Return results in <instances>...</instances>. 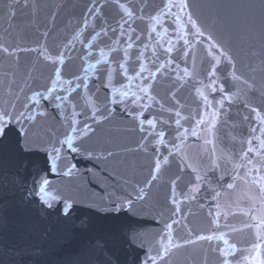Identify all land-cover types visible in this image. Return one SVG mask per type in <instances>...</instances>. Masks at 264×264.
<instances>
[{
    "label": "water",
    "instance_id": "obj_1",
    "mask_svg": "<svg viewBox=\"0 0 264 264\" xmlns=\"http://www.w3.org/2000/svg\"><path fill=\"white\" fill-rule=\"evenodd\" d=\"M10 2L11 0H0V45L7 47L9 53H12L0 50V109L8 107L10 103L17 104L19 108L26 96H30L33 90H41V86L46 84L55 66L39 55L40 51H45L49 56L65 51V62L61 71L66 79L73 73H81L82 68L87 66L82 65L78 57L89 44L97 59L116 56V52L104 47L110 41L90 38L91 19L88 27H84V19L92 0H28L27 7L24 6V0H20L19 5H14L11 10L8 7ZM125 2L126 6L132 7L139 0ZM152 2L159 3V0ZM189 4L190 11L202 25L206 36H213L235 62L233 69L227 61L222 60L218 70L225 89L234 95L231 106L227 102L225 104L222 120L226 123L217 126L219 139L216 141V148L217 158L222 153H231L233 160L238 163L235 157L240 152V141L248 138L252 124L251 120L245 121L243 117L252 115L250 107L264 109V0H189ZM104 12L109 16L114 14L110 7H105ZM69 41L74 44L71 53L65 50ZM207 43L204 40L203 45H196L193 53L197 71L206 70L208 67L206 53L203 51ZM100 47H104L103 57L99 56ZM20 49L37 51H19ZM89 63L96 66L95 60H90ZM191 63L190 60L189 65ZM233 72L248 80L252 88L245 86L242 80L234 79ZM88 74L92 76L94 73L90 69ZM200 79L203 77H197L193 81L195 88H199V93H196L192 86L179 88L174 86L173 80L158 78L153 94L162 98V102H171L170 91L176 90L177 99L185 109L194 110L197 108L199 96L209 95L211 99L209 89L199 84ZM219 98L220 94L216 93V99ZM88 100L89 104L95 100L102 107L103 92L98 99L89 96ZM246 104L250 107L246 108ZM167 106L168 103H165V107ZM188 114V111H182V115ZM185 126L190 127V124ZM93 127L95 132L79 141L81 148L86 151L82 150L79 155L62 152L57 172L46 174L50 182L48 191L52 195L78 201V211L74 213V217H85L95 215V207L106 204L111 198H122L130 193L135 195L139 188H145L147 196L144 201L137 203V212L121 213L115 221L122 231L139 233L143 241V247H119L115 253L119 264H134L148 254L155 255L154 245L173 211L169 199L172 194L171 181L177 176L182 178L177 183L176 194L179 199L181 191L186 189L189 181L194 180V174L190 170H180L182 163H191L198 167L207 174L211 184L202 186L198 201L180 204L185 217L182 223H186L187 228L174 226V240L183 243L185 239L194 240L196 234H208L212 228L208 216L211 201L203 188L217 187L215 181L222 174L220 169L211 168L212 145H205L203 138L196 140L191 136L183 144L175 141L180 144V151L167 161L161 159V170L157 179L146 187L147 181L151 179L155 159L158 155H167V150L162 149L161 153H155L152 143L142 140L136 121L119 107L108 120L99 125L94 124ZM64 132L65 125L51 106L47 108L46 115L38 116L29 127L31 139L37 145L46 147L58 139H63ZM167 139L171 140V137ZM88 152L92 153L91 158L88 157ZM108 152L113 155L108 157ZM43 158L42 151L23 158L7 150L0 152V264H101L100 253L93 249L90 238L74 230L73 223L78 224V221L62 222L54 214L48 216L40 211L38 205L29 206L22 200L23 188L20 186L18 174L27 175L30 185L29 173L34 171L29 168L26 172L22 162L42 161ZM218 162L223 164L222 159ZM73 164L76 166L73 173L64 175ZM228 167L231 173V165ZM220 205L218 210L222 213H234L227 221L221 216L219 231L226 233L230 243L237 245L239 251L235 259L240 264H251L252 257L256 255L255 252H250L254 241L261 244V259H264V242L256 240L254 228L244 227L246 223H252V215L264 214L258 186L251 183V178L248 183L237 181L234 190H228L220 199ZM244 211H248L249 215H244ZM225 223L237 231L225 228ZM216 243L214 241L212 246L215 247ZM107 256L105 253V257ZM157 264L220 262L218 254L210 250L208 242L197 241L172 249Z\"/></svg>",
    "mask_w": 264,
    "mask_h": 264
},
{
    "label": "snow or ice",
    "instance_id": "obj_2",
    "mask_svg": "<svg viewBox=\"0 0 264 264\" xmlns=\"http://www.w3.org/2000/svg\"><path fill=\"white\" fill-rule=\"evenodd\" d=\"M19 3L20 0H11L8 7L11 10ZM24 6H28V0H24ZM105 7H110L114 14L107 15L104 12ZM12 15L15 13L12 12ZM89 19L92 20L90 38L92 40L104 38L110 41L111 43L105 44L104 47L116 52V56L110 59H97L89 44L78 57L82 65L87 66L82 68L81 73H73L66 79L61 71L65 62V51H60L56 56H49L45 51H40L39 55L55 66L46 84L41 86V90H33L30 96H26L19 108L17 104L10 103L8 107L0 109V152L7 150L21 158L41 151L44 153L42 161L22 162L26 172L29 168L34 170L29 173L30 185L27 175L18 174L20 186L23 188L22 200L29 206L38 205L40 211L48 216L54 214L62 222L78 221V224L73 223L74 230L90 238L93 249L100 253L101 264H119V258L115 255L119 247H143L139 233L122 231L115 221L121 213L137 212V203L146 199L145 188H139L135 195L130 193L122 198H111L99 207L90 205L95 207L96 214L85 217H74V213L78 211V201L70 197L55 196L48 191L50 182L46 174L57 172L61 153L79 155L83 150L79 141L93 134L95 132L93 125L108 120L119 107L123 113L136 121L142 140L152 143L155 153H161L162 149L167 150V155H158L155 159L151 179L147 181L146 187L157 179V174L161 170V159L167 161L174 153L179 152L180 144L189 136L196 140L203 138L205 145H212L211 168L220 169L222 173L215 181L217 187L203 188L211 201L208 216L212 228L208 234H196L194 240L185 239L180 243L174 240V226L187 228V224L182 223L185 217L180 204L198 201L201 198L202 186L211 184L207 174L198 167L191 163L180 165L181 171L187 169L194 174V180L189 181L186 189L181 191L179 199L176 194L177 183L182 178L177 176L171 181L172 194L169 199L173 211L154 245L155 255L148 254L134 264H157V261L164 260L172 249L197 241L208 242L210 250L218 254L220 264H240V261L235 259L239 251L237 245L230 243L226 238L227 234L219 231L221 216L223 215L227 221L234 213H222L218 209L221 207L220 199L225 193L234 190L237 181L248 183L249 178L252 184L258 186L261 204L264 205V109L245 105L246 108L250 107L252 115L244 116L243 120H251L252 124L248 138L240 141V152L235 157L238 163L233 160L231 153L226 155L222 153L217 158L216 141L219 139L217 126L226 123L222 120L225 104L227 102L230 107L234 95L225 89L218 70L222 60L227 61V64L235 69L233 57L214 40L213 36H206L202 25L190 11L189 0H159V3L139 0V3L132 7L126 6L125 0H92L84 19L85 28L89 25ZM204 40L208 41L207 46L203 48L208 67L206 70L197 71L193 53L196 45H203ZM81 43L83 44V41ZM104 47H100V57L105 54ZM0 50L9 53V49L3 45H0ZM65 50L68 53L74 50L73 41L65 45ZM90 60H95L98 67L91 65ZM90 69L94 73L92 76L88 74ZM197 77H203L199 84L209 89L211 99L209 95L199 96L197 108L194 110L185 109L177 99L176 90L170 91L171 102H162V98L153 94L154 84L158 78L173 80L174 86L179 88L185 86L195 88L193 81ZM232 77L242 80L245 86L252 88L248 80L236 76L235 72ZM20 91L23 92V89ZM195 91L199 93V88H195ZM101 92L104 97L103 106L98 105L95 100L89 104L88 97L98 99ZM216 93L220 94L219 99H216ZM165 103H168L167 107ZM49 106L63 121L65 132L63 139H58L46 147L42 144L37 145L31 139L29 127L35 123L38 116L47 114ZM78 108L81 110L77 111ZM182 111H188L189 114L184 116ZM61 112L64 114L61 115ZM185 124H190V127H186ZM167 137H171V140ZM175 141H179L180 144ZM87 155L89 158L92 157L91 152ZM112 155V152L107 153L108 157ZM221 159L223 164L218 162ZM228 165H231V173ZM75 168V164L71 165L64 175H71ZM244 215H249V212L244 211ZM251 220L252 223H246L244 227L254 228L256 240L264 242V214L252 215ZM223 226L231 231H237L227 223ZM214 241L217 242L215 247L212 246ZM220 242L224 246H221ZM250 252L256 253L251 264H264V259H261L260 243L252 242ZM105 253L108 254L107 257Z\"/></svg>",
    "mask_w": 264,
    "mask_h": 264
}]
</instances>
